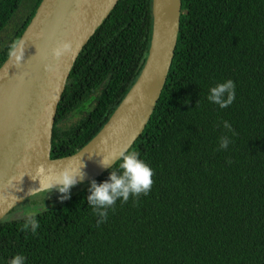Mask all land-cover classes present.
I'll return each mask as SVG.
<instances>
[{
  "label": "trees",
  "instance_id": "obj_1",
  "mask_svg": "<svg viewBox=\"0 0 264 264\" xmlns=\"http://www.w3.org/2000/svg\"><path fill=\"white\" fill-rule=\"evenodd\" d=\"M25 1L0 0V35ZM41 2L0 50V68ZM152 27V0H120L92 36L58 106L52 159L78 152L112 117L144 68ZM229 79L235 98L220 108L209 90ZM130 150L153 169L147 195L118 199L97 223L92 181L75 185L37 214L35 234L26 217L0 222V264L17 253L25 264H264V0H182L167 81Z\"/></svg>",
  "mask_w": 264,
  "mask_h": 264
},
{
  "label": "water",
  "instance_id": "obj_2",
  "mask_svg": "<svg viewBox=\"0 0 264 264\" xmlns=\"http://www.w3.org/2000/svg\"><path fill=\"white\" fill-rule=\"evenodd\" d=\"M119 1L42 0L15 47L22 58L9 56L0 68V222L39 187V179L47 183L81 167L76 185L97 180L120 161L105 167L101 160L130 150L144 132L177 50L182 0H152V38L137 81L85 147L51 158L58 106L71 71Z\"/></svg>",
  "mask_w": 264,
  "mask_h": 264
},
{
  "label": "clouds",
  "instance_id": "obj_3",
  "mask_svg": "<svg viewBox=\"0 0 264 264\" xmlns=\"http://www.w3.org/2000/svg\"><path fill=\"white\" fill-rule=\"evenodd\" d=\"M56 54L58 55L59 53L57 52ZM9 55H15L17 61L22 58V53L17 52L15 47L10 51ZM234 98L235 84L231 79L218 83L209 90L208 100L219 105L220 108L230 105ZM224 127L231 130V125L227 121H224ZM229 142V137H221L220 148H227ZM117 158L121 161L119 171H110L108 179L100 183L92 181L89 195L86 197L87 204L91 206L92 212L101 218L97 223H101L107 218L109 209L116 204L118 199L121 202H126L130 196L137 197L141 193L147 195L153 184V169L140 158L138 152L135 150L121 151L116 156L104 157L101 160V164L107 167L113 164V161ZM81 176L80 167L78 169H66L59 174L57 179L47 183L39 179V187L30 190L28 199L36 202L37 197H39L40 201H43L45 195L53 190L67 194L76 185L78 178ZM22 178L23 176L20 179ZM41 193L45 195H41ZM64 198H67V196L61 197V199ZM45 208L46 206L43 203H34L27 214L24 228L35 234L39 227V222L36 218L37 209L43 211ZM25 260L26 258L23 254L17 253L11 258L9 264H25Z\"/></svg>",
  "mask_w": 264,
  "mask_h": 264
},
{
  "label": "rangeland",
  "instance_id": "obj_4",
  "mask_svg": "<svg viewBox=\"0 0 264 264\" xmlns=\"http://www.w3.org/2000/svg\"><path fill=\"white\" fill-rule=\"evenodd\" d=\"M31 2H32V0H26L22 4V6L16 12L14 18L7 25L5 31H3V33L0 35V50L13 38V36L16 33V31L18 30V28L24 24V22L27 18V15L30 11V8H31ZM76 118H78V117H71L67 122L68 125L74 124V122L77 120ZM68 125H62V126L68 127ZM41 195H45V194L41 193ZM63 195L65 196V193H60L58 191L53 190L50 193L45 195V197L43 198V201L42 200L40 201L39 197H37L36 202L37 203H43L45 206H47V205L52 206L53 204L58 202V198L56 199V197L60 198ZM54 197H55V199H54ZM45 200H47V201H45ZM36 202L31 200V199H27L17 209L13 210L7 216V217H9L8 219L14 220V219H21V218L27 217L29 210L32 209L33 204ZM45 210L46 209H44L43 211H45ZM43 211H40L39 209H37V214L40 212H43ZM6 218H4L3 220H5Z\"/></svg>",
  "mask_w": 264,
  "mask_h": 264
},
{
  "label": "flooded vegetation",
  "instance_id": "obj_5",
  "mask_svg": "<svg viewBox=\"0 0 264 264\" xmlns=\"http://www.w3.org/2000/svg\"><path fill=\"white\" fill-rule=\"evenodd\" d=\"M31 9H32V8H30V11H29V13L31 12ZM29 13H28V15H27V18H28V16H29ZM27 18H26V20H27ZM26 20H25V21H26ZM24 23H25V22H24Z\"/></svg>",
  "mask_w": 264,
  "mask_h": 264
},
{
  "label": "bare ground",
  "instance_id": "obj_6",
  "mask_svg": "<svg viewBox=\"0 0 264 264\" xmlns=\"http://www.w3.org/2000/svg\"><path fill=\"white\" fill-rule=\"evenodd\" d=\"M130 98H132V97H130Z\"/></svg>",
  "mask_w": 264,
  "mask_h": 264
}]
</instances>
